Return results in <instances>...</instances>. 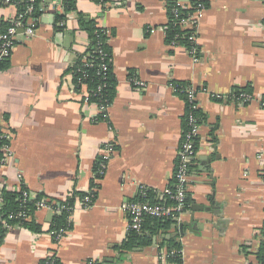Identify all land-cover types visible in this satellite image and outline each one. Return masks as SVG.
<instances>
[{"label":"crops","instance_id":"obj_1","mask_svg":"<svg viewBox=\"0 0 264 264\" xmlns=\"http://www.w3.org/2000/svg\"><path fill=\"white\" fill-rule=\"evenodd\" d=\"M108 1L76 0V10L66 12L64 0H40L35 35L19 31L0 68V134L9 136L13 154L0 169V207L4 189L43 195L48 205L34 212L41 233L2 230L0 264H41L50 256L58 264H261L264 0H209L196 30V60L167 44L165 31L168 3L190 7L194 0ZM19 14L18 2L0 5V27ZM81 15L109 33L116 96L108 121H97V106L83 102L69 72L89 42ZM180 85L195 90L200 111L189 208L151 245L125 252L124 204L136 201L141 187L158 199L173 180L187 114ZM242 93L252 99L243 103ZM108 143L115 152L96 180ZM92 190L93 206H76L71 230L57 241L54 217L75 193ZM172 243L180 263L160 259Z\"/></svg>","mask_w":264,"mask_h":264},{"label":"trees","instance_id":"obj_2","mask_svg":"<svg viewBox=\"0 0 264 264\" xmlns=\"http://www.w3.org/2000/svg\"><path fill=\"white\" fill-rule=\"evenodd\" d=\"M13 2H18V9L20 13H25L27 6L30 4V0H12ZM98 1V0H95ZM104 4L109 2L108 0H101ZM40 0H36L34 3V11L30 16L36 24L41 20L42 13L39 11ZM65 10L72 11L76 10V0H64ZM208 7V3H207ZM196 9V2H192V5L188 9H182L177 6V3L170 1L167 6V13L169 17V23L165 28L167 44H176L177 46L185 48L187 51H191L196 48L195 43L191 40L192 32L184 28L181 24L183 19H186L190 14H192ZM178 11V14H176ZM63 16H57V22L62 20ZM4 23L0 27V34L7 32V27ZM10 27V26H9ZM58 27V26H57ZM59 28V27H58ZM61 28V27H60ZM80 28L87 32L89 37L88 45L85 51L78 56L77 60L74 62L69 72L72 73V78L76 89H80V82L85 84L87 89L91 92H96L97 97L91 99V103L102 104L104 106H112L113 101L116 96V78L113 72L112 63V50L109 44L110 37L106 29L99 27L96 22L91 20H86L82 15L80 17ZM7 29V30H6ZM6 30V31H5ZM102 52V53H101ZM7 62V61H6ZM1 64L2 69L6 65ZM4 65V66H3ZM106 66V70H104ZM105 77V79H104ZM102 89L100 90V88ZM178 87L177 94L182 96L187 103V114H189V102L185 89L186 86L180 85ZM186 114V117H187ZM200 111H195V115L199 120ZM186 117L184 118V128L188 130ZM108 114H101L97 117V121L103 122L108 121ZM3 155L0 152V159ZM30 193V192H29ZM42 196L39 195L37 198H33L30 193V199L27 202L23 200V195L20 192H11L3 190L1 193V204L0 207V235L2 236L4 232L3 221H7L8 224L21 223L22 228L36 233H41V227L34 221V212L36 211V203L42 201ZM86 196L83 193H75L73 197L69 198L66 202V207H74L76 203V198H83ZM150 198L153 199V203H157L158 199L154 193L150 194ZM171 201H168L170 204ZM187 203L189 204L188 200ZM26 212L31 216L28 221L17 219V215L20 212ZM14 215L15 218L11 219L10 216ZM71 212L64 210L61 215L54 217L52 231H69L71 230L70 223ZM23 221V222H22ZM171 219H148L143 224L140 232L129 231L128 237L122 245V250L125 252L131 251L137 247H144L151 245L153 243V237L158 235L161 231L169 228L171 225ZM170 244V242H169ZM262 257L264 255V242L262 244ZM180 246L177 243H172L168 252H175V256H170L168 260L176 263L181 262V256L178 254L180 252ZM41 264H45V261ZM54 264H58L55 261Z\"/></svg>","mask_w":264,"mask_h":264},{"label":"built area","instance_id":"obj_3","mask_svg":"<svg viewBox=\"0 0 264 264\" xmlns=\"http://www.w3.org/2000/svg\"><path fill=\"white\" fill-rule=\"evenodd\" d=\"M36 0H30V4L27 6L25 13H20L17 19L11 24L6 33L0 34V66L4 62L8 61L11 58L13 50L17 45V38L19 31H23V34L26 37H32L35 35V28L37 26L36 22L32 18H26L30 16L34 11V3ZM196 2L195 11L190 14L186 19L181 21V24L184 28L192 32L191 40L196 42V30L199 24L200 19L204 16L207 11V3L209 0H194ZM12 0H0V5L10 4ZM177 6L182 9H188L189 7L185 6L181 2H176ZM107 4H109L107 2ZM178 14V11H176ZM109 35V33H108ZM177 46L176 44H172ZM193 57L198 58L196 48L188 51ZM102 53V52H101ZM106 70V66H104ZM105 79V77H104ZM76 86V85H75ZM141 87H144L143 84H140ZM76 88V87H75ZM102 87L100 88V90ZM77 90V89H76ZM175 91L178 92V87L175 88ZM187 99L189 102V114H187L186 121L189 127L188 130H185L183 133V138L179 147L177 163L175 166V171L173 173V180L171 185L163 191L162 194L158 195V202L153 203V199L150 198V194L154 193L145 187H141L139 195L136 201L126 203L123 206V209L127 213L128 222H129V231L140 232L143 224L148 219H171L173 221L180 222L182 215L189 208L187 203L188 192H189V181H190V168L197 157V143L200 136L201 127L198 121L195 111L198 110L197 106V96L196 92L193 89H185ZM77 93L82 97L85 104H92L91 99L95 96L97 97L96 92H90L86 85L80 82V89L77 90ZM216 98H220V95H216ZM240 100L244 103L249 102L252 99V96L247 93H242L239 96ZM264 104V98L262 100ZM98 108L99 116L101 114H108L109 106H104L102 104H95ZM99 122V121H98ZM114 144L108 143L104 146L102 151V156L98 159V165L95 171V179L103 177L105 174L106 163L112 158L115 148ZM0 152L3 155V158L0 159V169L5 166L8 161L12 158L11 146L9 144V136L7 134H0ZM23 195V200L25 202L30 199V193L25 190H19ZM95 190L90 191L86 196L81 198L75 203L74 207H65V210L70 211L71 213L75 210L76 206L89 209L94 204L95 199ZM156 194V193H154ZM157 195V194H156ZM157 197V196H156ZM168 201H171L168 204ZM47 202L42 200L36 203V210H41L46 208ZM11 219L15 218L14 215L10 216ZM17 219L28 221L31 219V216L26 212H20ZM21 222V221H20ZM8 224L7 221H3V226L6 230L13 228L23 229L21 223ZM23 222V221H22ZM27 230V229H25ZM67 231L60 230L58 232L52 231V235L55 236L56 240L59 241ZM181 256V251L178 252ZM170 256H175V252H163L160 254V259L166 261ZM55 259L47 257L45 259V264H54ZM261 264H264V255L261 260Z\"/></svg>","mask_w":264,"mask_h":264}]
</instances>
